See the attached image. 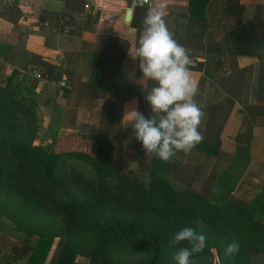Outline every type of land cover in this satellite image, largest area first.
<instances>
[{
  "label": "trees",
  "instance_id": "obj_1",
  "mask_svg": "<svg viewBox=\"0 0 264 264\" xmlns=\"http://www.w3.org/2000/svg\"><path fill=\"white\" fill-rule=\"evenodd\" d=\"M229 36L238 45L237 33ZM239 47L234 44L241 53ZM2 69L0 64V233L12 238L14 245L6 253L0 248V264H177L174 255L185 245H170L172 233L184 227L199 232L192 223L196 218L207 225L203 232L207 247L191 258L192 264H212L214 253L219 264H250L264 253V193L250 201L229 196L211 202L198 191L205 181H215V172L202 177L209 158L182 176L184 187L175 189L169 180L177 173L172 164L183 161V155L177 153L179 158L167 162L147 156L132 127L120 129L124 102L136 99L137 111L146 116L150 111L144 96L153 82L142 78L139 67L140 83L125 86L118 107L107 110L106 93L83 95L84 101L103 99L102 121L107 128L114 127L111 136L101 131L95 137L90 152L75 150L72 136L63 132H52L51 142L38 143L44 120L33 89L40 70L36 80L16 69L5 76ZM116 73L96 63L89 88L106 85L109 90ZM62 96L69 101L76 98L67 84ZM214 106L203 108L208 112L204 139L196 149L215 156L217 165L227 143L206 138ZM122 141L128 142L125 148ZM127 147L139 163L136 170L119 162ZM232 239L240 243L234 257L225 254Z\"/></svg>",
  "mask_w": 264,
  "mask_h": 264
},
{
  "label": "crops",
  "instance_id": "obj_2",
  "mask_svg": "<svg viewBox=\"0 0 264 264\" xmlns=\"http://www.w3.org/2000/svg\"><path fill=\"white\" fill-rule=\"evenodd\" d=\"M161 4L169 31L190 49V71L199 86L197 102L202 108L215 105L206 138L227 143L221 152L223 161L217 165L215 156L207 157L195 148L187 154L178 152L183 161L172 164V170L189 176L209 158L202 177L215 172V181H205L198 191L209 190L213 203L229 196L250 201L264 193V0H156L152 6L132 9L129 22L125 21L127 0H0L3 74L16 69L37 80L40 70L33 90L44 120L41 132H49L45 143L51 142L55 131L63 132L72 136L75 150L90 152L95 137L101 131L111 136L114 127L108 131L102 121L103 99L84 101L83 95L106 93L107 110L119 106L125 86L135 83L130 80L133 69L138 80V61L131 56L138 46V31L142 34L143 18ZM233 31L240 47L229 36ZM96 63L117 70L109 90L106 85L89 88ZM55 75L65 80L76 98L69 101L62 96L59 79H49ZM133 109L137 110L136 99L120 105L121 130L131 127ZM212 264H219L215 253ZM250 264H264V253Z\"/></svg>",
  "mask_w": 264,
  "mask_h": 264
},
{
  "label": "clouds",
  "instance_id": "obj_3",
  "mask_svg": "<svg viewBox=\"0 0 264 264\" xmlns=\"http://www.w3.org/2000/svg\"><path fill=\"white\" fill-rule=\"evenodd\" d=\"M164 7L161 4L159 10L151 8L144 16L142 34L135 55L131 56L139 62L142 78L152 81L153 86L144 96L149 114L146 116L133 109L130 123L146 155L154 154L167 162L178 152L190 153L203 142L200 125L204 111L196 100L199 86L190 71V49L180 44L169 31L163 18ZM130 80L140 83L135 79V69ZM192 223L199 232L196 228L184 227L172 233L169 241L172 246L185 245L174 255L177 264H192L191 258L203 253L207 247V238L203 234L207 225L201 218ZM239 250V241L232 239L225 254L234 257Z\"/></svg>",
  "mask_w": 264,
  "mask_h": 264
},
{
  "label": "rangeland",
  "instance_id": "obj_4",
  "mask_svg": "<svg viewBox=\"0 0 264 264\" xmlns=\"http://www.w3.org/2000/svg\"><path fill=\"white\" fill-rule=\"evenodd\" d=\"M41 135L38 136V143L45 144V141L43 139L46 137L48 132H41ZM45 134V135H44ZM128 142L124 141V145H126ZM119 162L125 163V167H127V170H136L138 168L139 163L134 157V153L132 154V148H128L124 151L122 158H120ZM173 164H176L173 162ZM176 166V165H175ZM191 172V171H190ZM189 172V173H190ZM181 176V177H179ZM183 175L176 173V176L173 178H170L171 184L174 186L175 189H182L184 186L183 183ZM201 195L209 198V190H203L202 192H199ZM210 200V198H209ZM14 245V241L12 238L8 237L5 233H0V248L4 251V253L8 252L10 248ZM78 261L83 262V259H78Z\"/></svg>",
  "mask_w": 264,
  "mask_h": 264
},
{
  "label": "built area",
  "instance_id": "obj_5",
  "mask_svg": "<svg viewBox=\"0 0 264 264\" xmlns=\"http://www.w3.org/2000/svg\"><path fill=\"white\" fill-rule=\"evenodd\" d=\"M156 0H127V7L128 9H135L138 7H146V6H152L155 3ZM66 86L65 80L62 78L59 83L58 87L60 91L62 92V89Z\"/></svg>",
  "mask_w": 264,
  "mask_h": 264
},
{
  "label": "water",
  "instance_id": "obj_6",
  "mask_svg": "<svg viewBox=\"0 0 264 264\" xmlns=\"http://www.w3.org/2000/svg\"><path fill=\"white\" fill-rule=\"evenodd\" d=\"M131 14H132V10L131 9H128L126 11V17H125V21L126 22H129Z\"/></svg>",
  "mask_w": 264,
  "mask_h": 264
}]
</instances>
